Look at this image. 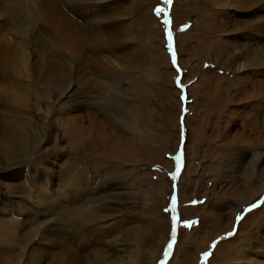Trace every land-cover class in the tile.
<instances>
[{"label":"rangeland","instance_id":"rangeland-1","mask_svg":"<svg viewBox=\"0 0 264 264\" xmlns=\"http://www.w3.org/2000/svg\"><path fill=\"white\" fill-rule=\"evenodd\" d=\"M0 264H264V0H0Z\"/></svg>","mask_w":264,"mask_h":264},{"label":"bare ground","instance_id":"bare-ground-1","mask_svg":"<svg viewBox=\"0 0 264 264\" xmlns=\"http://www.w3.org/2000/svg\"><path fill=\"white\" fill-rule=\"evenodd\" d=\"M45 12H46V10L43 9V10H42V13H45ZM55 15H56V12H55ZM63 19H65L64 16L61 17V16L59 15V16H57V18H55L54 20L57 21V22H61ZM14 58H15V57H14ZM15 60H17V58H15ZM15 60H14V61H15ZM12 98L15 99V97H13V96H12ZM62 98H64V97H60L59 99H62ZM14 99H13V100H14ZM13 102H14V101H13ZM21 125H22V124H21ZM21 125H20V126H21ZM17 129H18V128H17ZM23 130H24V129H23V126H22V129L19 128L17 131H19V132L21 131V132H22ZM21 135H22V136H21L22 139H21V142H20L19 144H17V145H16V144H12V143H13V142H12V143H9V145H12V146H18V147H19L20 144H21L20 147H22V148H26V149H27L26 145H24V144L26 143V137H25L26 135H24V133H21ZM260 191H261V188H259V189L257 190V193H259ZM43 203H44V202H43ZM46 203H47V202H46ZM57 203H58V202H57ZM48 204H49V203H48ZM46 205H47V204H46ZM51 205H52V204H51ZM44 212L47 213L46 211H44ZM232 223H233V222H232Z\"/></svg>","mask_w":264,"mask_h":264},{"label":"snow or ice","instance_id":"snow-or-ice-1","mask_svg":"<svg viewBox=\"0 0 264 264\" xmlns=\"http://www.w3.org/2000/svg\"><path fill=\"white\" fill-rule=\"evenodd\" d=\"M169 2H170V0H169ZM169 47H171V45H169ZM173 62L175 63V54L173 53ZM177 159H179V158H177ZM174 233H173V237H174ZM174 242V241H173ZM171 249H172V244L170 243L169 245H168V250L169 251H171Z\"/></svg>","mask_w":264,"mask_h":264}]
</instances>
